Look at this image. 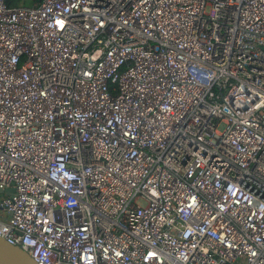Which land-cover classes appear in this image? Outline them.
<instances>
[{
    "label": "built area",
    "instance_id": "2783aa9c",
    "mask_svg": "<svg viewBox=\"0 0 264 264\" xmlns=\"http://www.w3.org/2000/svg\"><path fill=\"white\" fill-rule=\"evenodd\" d=\"M0 189L37 264H264V0H0Z\"/></svg>",
    "mask_w": 264,
    "mask_h": 264
},
{
    "label": "water",
    "instance_id": "95a60500",
    "mask_svg": "<svg viewBox=\"0 0 264 264\" xmlns=\"http://www.w3.org/2000/svg\"><path fill=\"white\" fill-rule=\"evenodd\" d=\"M13 189H5V193H11ZM0 192L2 190L0 189ZM0 264H37L23 249L10 244L0 236Z\"/></svg>",
    "mask_w": 264,
    "mask_h": 264
},
{
    "label": "trees",
    "instance_id": "16d2710c",
    "mask_svg": "<svg viewBox=\"0 0 264 264\" xmlns=\"http://www.w3.org/2000/svg\"><path fill=\"white\" fill-rule=\"evenodd\" d=\"M19 2H20V0H7L8 5L11 7L18 5Z\"/></svg>",
    "mask_w": 264,
    "mask_h": 264
},
{
    "label": "rangeland",
    "instance_id": "374dc122",
    "mask_svg": "<svg viewBox=\"0 0 264 264\" xmlns=\"http://www.w3.org/2000/svg\"><path fill=\"white\" fill-rule=\"evenodd\" d=\"M29 2L25 3V4H28Z\"/></svg>",
    "mask_w": 264,
    "mask_h": 264
}]
</instances>
